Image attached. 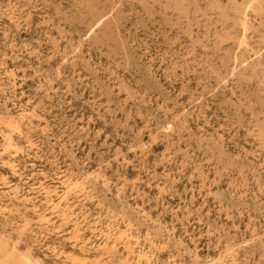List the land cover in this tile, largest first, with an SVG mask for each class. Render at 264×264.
<instances>
[{
  "label": "rangeland",
  "instance_id": "1",
  "mask_svg": "<svg viewBox=\"0 0 264 264\" xmlns=\"http://www.w3.org/2000/svg\"><path fill=\"white\" fill-rule=\"evenodd\" d=\"M264 264V0H0V261Z\"/></svg>",
  "mask_w": 264,
  "mask_h": 264
},
{
  "label": "bare ground",
  "instance_id": "2",
  "mask_svg": "<svg viewBox=\"0 0 264 264\" xmlns=\"http://www.w3.org/2000/svg\"><path fill=\"white\" fill-rule=\"evenodd\" d=\"M24 261H25V259H20L17 263H19V264H24ZM0 264H12V261L11 260H9V259H6V260H4V261H0Z\"/></svg>",
  "mask_w": 264,
  "mask_h": 264
}]
</instances>
